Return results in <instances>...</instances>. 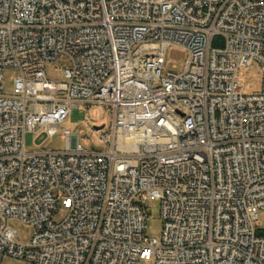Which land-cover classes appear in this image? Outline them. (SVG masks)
Masks as SVG:
<instances>
[{
    "label": "built area",
    "instance_id": "built-area-1",
    "mask_svg": "<svg viewBox=\"0 0 264 264\" xmlns=\"http://www.w3.org/2000/svg\"><path fill=\"white\" fill-rule=\"evenodd\" d=\"M171 46L181 72L164 71ZM255 61L263 87L246 93ZM82 104L111 108L103 149L66 129V149L26 151L27 132L54 136ZM260 209L264 0H0V264H264Z\"/></svg>",
    "mask_w": 264,
    "mask_h": 264
},
{
    "label": "rangeland",
    "instance_id": "rangeland-1",
    "mask_svg": "<svg viewBox=\"0 0 264 264\" xmlns=\"http://www.w3.org/2000/svg\"><path fill=\"white\" fill-rule=\"evenodd\" d=\"M188 59V53L180 47L171 46L166 53V63L164 71H183L184 64ZM68 66L65 57H60L57 61L46 62L45 72L50 79L63 78V71L60 68ZM17 76V70L8 68L4 74V92L13 93L14 80ZM241 84L246 93L259 92L263 87V74L259 62L255 61L251 66L244 70L240 76ZM113 120L111 108L107 105L94 104L72 108L67 119L59 124L58 132L54 136H49L45 132L29 131L25 135V149L27 152L38 153L48 150H64L67 141L62 137L66 129L74 134H79L80 143L88 149H103L105 146L99 140V134L96 129L101 127L107 129ZM147 206L150 216L147 221V234L150 237L161 239L163 230V220L161 218L160 201L156 199L147 200ZM66 211L60 208V211L54 216V219L60 221L64 218ZM259 222L264 228V209L259 211ZM9 226L13 228L17 235L24 241H27L32 234V228L24 225L20 220L13 219L9 221ZM2 264H33L24 259L5 257ZM139 264H155L153 259H142Z\"/></svg>",
    "mask_w": 264,
    "mask_h": 264
},
{
    "label": "trees",
    "instance_id": "trees-1",
    "mask_svg": "<svg viewBox=\"0 0 264 264\" xmlns=\"http://www.w3.org/2000/svg\"><path fill=\"white\" fill-rule=\"evenodd\" d=\"M214 45L217 46L218 45V39L214 41ZM264 233V232H263Z\"/></svg>",
    "mask_w": 264,
    "mask_h": 264
}]
</instances>
